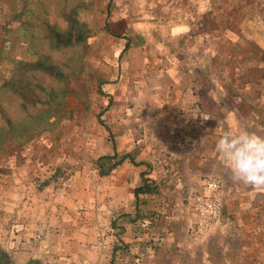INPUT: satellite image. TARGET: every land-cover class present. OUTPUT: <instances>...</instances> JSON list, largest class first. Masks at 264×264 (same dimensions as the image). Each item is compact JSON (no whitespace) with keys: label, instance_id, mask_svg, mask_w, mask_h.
Listing matches in <instances>:
<instances>
[{"label":"rangeland","instance_id":"rangeland-1","mask_svg":"<svg viewBox=\"0 0 264 264\" xmlns=\"http://www.w3.org/2000/svg\"><path fill=\"white\" fill-rule=\"evenodd\" d=\"M202 1L204 13L221 27L206 30L207 38L227 27L237 31L230 5ZM257 1L263 8L264 0ZM133 4L0 0V242H18V248L28 243L40 251L43 264L48 247L56 258L68 254L70 264H81L84 247L102 250L105 246L98 245L96 234L104 229L108 235L110 224L102 211L114 192H125L112 169L99 171L98 163L104 168L108 161L98 157L112 152V139L118 153L128 151L139 161L162 154L174 161L164 180L159 179L157 195L167 196L169 208L186 225L182 235L190 243L168 250L172 264H264V191L234 182L215 151L223 130L233 121L242 125L234 111L239 104L228 95L211 97L213 84L201 82L207 80L201 76L194 84L197 91L189 86L195 103L189 102L184 113L167 114L160 102L161 84L154 92L146 82L151 72L159 77L162 58H154L153 65L149 51L143 57L145 32L127 33L129 19L143 7ZM133 23L134 29L140 24L137 19ZM209 23L200 7L192 27L177 37L178 45L198 39ZM245 26L242 43L249 41L253 29L264 31V19L252 18ZM156 32L149 30L146 44L150 38L159 39ZM166 36L170 39L165 33L162 40ZM125 40L129 45L122 50ZM256 42L245 45L255 52ZM259 53L264 54L261 49ZM195 60L188 56L190 63ZM226 70L237 102L253 103L251 68ZM260 71L264 74L263 67ZM150 91L154 98L145 97ZM204 177L218 181L221 213L215 227L193 238L187 201L194 184ZM237 234H245L249 243L236 244ZM186 253L194 259L190 254L186 259Z\"/></svg>","mask_w":264,"mask_h":264},{"label":"crops","instance_id":"crops-1","mask_svg":"<svg viewBox=\"0 0 264 264\" xmlns=\"http://www.w3.org/2000/svg\"><path fill=\"white\" fill-rule=\"evenodd\" d=\"M222 1L230 5L228 13H231L230 11L235 12V17H232L235 20L232 19V23L234 22L237 31H233L232 27H227L224 31H218L216 37L207 38L209 33L206 30H209V28L219 30L221 27L214 22V18L213 20L209 18V14L204 13L203 8L205 9V7L204 4H201L203 3L202 0H163L160 3L157 0H127L130 4L134 3L133 8H137L135 3H143V7L139 6L137 9L136 16H131V19H129V13H127L130 24L126 27L129 28L127 33L131 30L134 31L133 35H136L135 32H139V34L145 32L142 33L145 36L143 57H147L149 51L150 55L148 56L151 57L152 63L158 56L162 58L163 64L160 65L159 77L155 76L156 73L152 74L151 72L148 77L150 80L146 82L153 85L154 92L159 91L160 87L162 88L159 97L167 114L184 113L189 105H192L189 102L194 101L195 103L189 86L192 84V88L195 90L194 84L199 82L197 80L202 76L207 80H202V78L201 82L213 84L212 89H210L211 97L218 98V95H221L224 98L225 95H228L231 99L233 98L239 104L238 109L234 110L239 117L236 120L242 121V127L264 136V74L260 71L262 67L264 71V54L259 53L260 49L264 52V31L260 33L258 28L253 29L255 32L249 35V41L244 43H242L244 37L241 38L243 27L247 29L245 25L251 23L252 18L264 19V7L262 8L257 0ZM200 7L204 20L210 23L205 26L198 39L188 43L182 42L178 45L179 39L177 37L188 31L189 27H192ZM212 13L214 15L215 9ZM179 18L182 19V22ZM134 19H137L140 23L136 29H134ZM148 28L149 30H156L159 39L154 41L150 38V43L146 44ZM165 33L170 36V39L166 36L162 40ZM259 37L261 38L257 43ZM250 41L256 42L254 45L257 47L255 52H252L245 45ZM241 44H244L240 47L241 50L236 52V48ZM259 55L261 56L259 57ZM188 56L196 59L195 62L191 61L192 63H190ZM152 63L150 67H153L154 63L153 65ZM228 66H240L243 71L245 67L251 68L250 73L255 81L251 83L252 88L249 97L255 99L253 103H246L242 100L237 102V97L230 91L233 89L230 87V80L226 78V74H229L226 70ZM252 78L250 76L249 79L252 80ZM155 83H157L156 87ZM159 84H161L160 87ZM234 90L238 92L236 88ZM154 94L150 91L145 94V97L154 98ZM161 94L163 98H161ZM228 113L232 114L230 111ZM118 148L121 151L120 146ZM142 157L149 164L143 175L152 179L156 184H159L160 178L164 180L167 169H170L171 162H174L171 160L172 157L169 159L170 155L166 154H162L160 157L157 156V158ZM135 161L139 160L135 158ZM145 168V163H132L124 159L112 169L113 173L119 178L117 181L120 187L125 188L124 197L118 196L114 192L109 204L104 207L102 213L110 221L108 241L100 251L95 248L84 247L79 256L82 258L80 259L81 264H172L173 255H169L168 250L172 249L173 245L184 244V247H186L187 243H190L182 235V230H186V225L182 222L181 224L180 219L176 216L177 212L169 208L167 196H163L161 193L158 195L140 194L137 204H135L133 188L140 183V172ZM181 173H186V170L183 169ZM165 193L168 194L167 190ZM162 198L164 201H162ZM97 212L99 213V211ZM96 219H99L98 215H96ZM216 242L215 244H217ZM17 243L13 244L11 240H6L4 244L3 241L0 242V250L6 253L12 262L11 264H26L29 258L41 259V256L39 257L40 251H37L36 248L30 247L28 243L20 244L18 248ZM237 243L247 244L249 240L245 234H237ZM51 248L46 249L45 264H70L68 254H63L62 259L56 258L50 253ZM232 248L236 249L235 247ZM231 250L228 251L231 252ZM189 254L186 253L184 257L187 259ZM190 255L194 259V254ZM197 255H199V252H197ZM181 262L176 264H181ZM182 264L185 263L182 262Z\"/></svg>","mask_w":264,"mask_h":264},{"label":"clouds","instance_id":"clouds-1","mask_svg":"<svg viewBox=\"0 0 264 264\" xmlns=\"http://www.w3.org/2000/svg\"><path fill=\"white\" fill-rule=\"evenodd\" d=\"M215 151L230 169L234 182L264 191V136L233 121L222 131Z\"/></svg>","mask_w":264,"mask_h":264},{"label":"built area","instance_id":"built-area-1","mask_svg":"<svg viewBox=\"0 0 264 264\" xmlns=\"http://www.w3.org/2000/svg\"><path fill=\"white\" fill-rule=\"evenodd\" d=\"M191 133V131H190ZM192 192L188 197V213L190 214L189 235L195 238L196 235L208 233L219 221V184L213 178H201L194 184ZM187 200V199H186ZM98 245L105 246L107 232L99 229L97 232Z\"/></svg>","mask_w":264,"mask_h":264},{"label":"trees","instance_id":"trees-1","mask_svg":"<svg viewBox=\"0 0 264 264\" xmlns=\"http://www.w3.org/2000/svg\"><path fill=\"white\" fill-rule=\"evenodd\" d=\"M54 36H58V32L54 31L53 32ZM68 37L70 36L69 32L67 33ZM127 46V41L124 43L122 50H124ZM35 65H38V63L36 62ZM58 72V71H57ZM56 73V72H55ZM57 74V73H56ZM99 121L101 123L102 120L99 118ZM104 128L108 131L109 136H110V131L109 128L107 126H105V124H103ZM111 149L112 152L108 153V154H102L100 155L98 158L99 159H107V163L106 166L103 168V164L102 162L98 163L99 166V171L101 173H106L107 171L113 169L114 167H116L117 164H119L121 161H123L124 159H127L129 161H131L132 163H145L146 168L140 172L141 175V181L140 183H138L137 185L134 186L133 188V196L135 199V204H137V201L139 199V195L143 194V195H151V194H157L158 192V186L155 182H153L152 179L148 178L147 176H144L143 173L145 171H147V168L149 166L148 163L146 162H142V161H135L134 156H132V154L128 151H123L121 153H118V151L115 148V142L114 140L111 139ZM11 260L7 257L6 253H4L2 250H0V264H11ZM26 264H43V261L40 258H29V260L27 261Z\"/></svg>","mask_w":264,"mask_h":264}]
</instances>
